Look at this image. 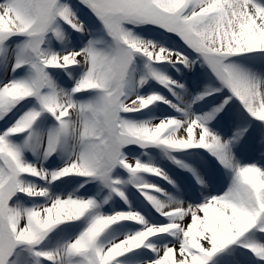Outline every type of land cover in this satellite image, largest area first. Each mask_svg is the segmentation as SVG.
<instances>
[{"label":"snow or ice","instance_id":"6c2138e0","mask_svg":"<svg viewBox=\"0 0 264 264\" xmlns=\"http://www.w3.org/2000/svg\"><path fill=\"white\" fill-rule=\"evenodd\" d=\"M0 264H264V0H0Z\"/></svg>","mask_w":264,"mask_h":264}]
</instances>
